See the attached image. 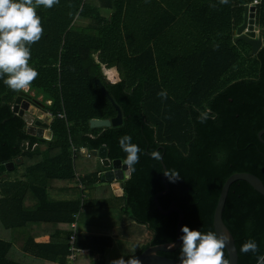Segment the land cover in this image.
<instances>
[{
    "label": "trees",
    "instance_id": "obj_1",
    "mask_svg": "<svg viewBox=\"0 0 264 264\" xmlns=\"http://www.w3.org/2000/svg\"><path fill=\"white\" fill-rule=\"evenodd\" d=\"M254 1L255 24L263 28L264 0L148 3L144 11L137 10L135 15L156 20L158 29L142 45L130 41L126 46L119 28L125 3L127 11L128 3L124 0H111L110 21L99 18L97 7L92 8L85 0H58L52 8H36L43 34L30 46L28 63L38 72L30 86L45 92L52 101L48 108L53 117L52 136L47 141L26 133L25 121L11 108L16 90L0 82V164L20 159L12 171L20 165L25 167L24 180L9 181L0 174V187L6 188L0 191V264H44L41 260L67 264L69 225L73 215L80 212L85 200L83 192L90 188L92 193L95 189L100 191L95 185L103 182L97 171L77 169L76 159L81 155L70 151L72 147L78 148L73 145L75 139L81 143L79 148L105 147L111 161L124 160L126 154L117 143L124 134L130 135L131 142L142 149L135 171L130 172L123 185L125 203L120 210L125 223L143 225L152 235L133 256L149 246L175 240L178 215L160 214L153 202L154 196L163 190V168L160 160L148 155L150 151L158 149L166 169H175L180 177L174 181L166 178L169 193L158 198L160 206L167 210L174 203L184 214L183 225L202 232L213 231L214 209L229 176L249 173L264 185V145L257 137L264 129V45L252 54L258 66L255 78L222 81L238 63V44L244 42L249 46L243 40L235 42L234 34L242 24L244 6ZM179 15L187 23L185 31L179 39L170 38L167 44L175 42L180 46L165 47L160 37L165 29H171ZM77 19H91L94 24L83 31L73 25ZM125 33L128 41L131 36L127 30ZM175 47L179 54L171 55ZM106 68L116 71V79H105ZM95 79L100 80L119 106L121 126L89 127L92 119L116 115ZM161 90L167 92L166 98L158 95ZM205 110H209V118L200 123L197 115ZM58 114L64 118H58ZM34 144L37 146L31 149ZM40 144L46 145L45 150L39 148ZM70 183L76 187L63 191L78 197L77 200H50L47 187L61 191L58 186ZM104 188L112 196L109 186ZM106 199L98 201L100 206L107 204ZM222 219L234 239L237 264H255V255L240 253L239 248L252 238L258 251L264 253V197L245 181L234 182ZM60 224L67 225L63 240L52 236L48 242L42 240V236H47L42 233L47 226ZM102 240L77 236L76 245L88 249L91 242L103 246L96 248L102 253L106 247L99 245ZM178 253L179 248L159 254L178 260ZM224 258L228 260L225 249ZM87 259L90 251L88 258H78L76 263L87 264ZM97 264L104 262L100 258Z\"/></svg>",
    "mask_w": 264,
    "mask_h": 264
},
{
    "label": "clouds",
    "instance_id": "obj_2",
    "mask_svg": "<svg viewBox=\"0 0 264 264\" xmlns=\"http://www.w3.org/2000/svg\"><path fill=\"white\" fill-rule=\"evenodd\" d=\"M56 3L58 0H0V82L9 89L26 92L31 82L38 76L37 70L28 63L31 44L38 41L43 34L36 8L40 6L52 8ZM220 3L226 4L228 0H220ZM158 95L166 98L167 92L161 90ZM208 118L209 110L201 111L197 115L200 123H204ZM131 140L132 137L128 134L120 136L117 140L120 149L126 154L123 163L129 172L135 171L134 166L139 161V154L142 153V149ZM148 155L154 160L162 158L158 149L150 151ZM163 174L169 181L180 178L175 169H165ZM180 233L177 257L179 264H229L224 258L226 236L213 231L202 232L187 225H181ZM239 252H251L255 255V264H264V253L258 251L257 242L252 238L240 245ZM113 264L136 262L134 257L127 261L120 258L113 261Z\"/></svg>",
    "mask_w": 264,
    "mask_h": 264
},
{
    "label": "water",
    "instance_id": "obj_3",
    "mask_svg": "<svg viewBox=\"0 0 264 264\" xmlns=\"http://www.w3.org/2000/svg\"><path fill=\"white\" fill-rule=\"evenodd\" d=\"M257 32H258V28L255 25V6L253 5L244 6L242 24L238 26L235 30V35H236L235 42H237L238 40H243L246 43H250L252 54L255 55L257 54L259 49L263 46L262 37L258 38L256 36ZM95 84L100 89L102 96L109 100L112 107L116 111V115L113 118H109V119H102V120L92 119L89 121V127L91 129H96V128L106 129V128H116L121 126L123 123V118L119 106L110 97L105 86L100 82L99 79H95ZM23 103L35 105V107L45 112V105L42 102H40L35 98H32L30 94L24 92L23 90H18L17 95L13 100L11 108H12V112L15 115L19 116L20 118H23L25 116V111L21 107ZM35 124L39 125L41 128H45L50 131V124L48 122H39L35 120ZM263 134H264V129L258 132L257 137L259 141L264 145V140L262 139ZM50 135L51 134H49V137ZM79 153L83 158L90 157L101 160V165L103 166V168L106 169V171L101 176V181L110 184V187L113 190V194L115 197H122L123 181L124 180L127 181L130 177V172L127 170V167L124 165V163L120 159H116L110 162L107 157V149L105 147H101L98 150L81 147ZM20 161H21L20 159H16L14 162L0 164V173L11 171L14 168V164L19 163ZM160 163L164 171L166 167L162 162V158L160 159ZM236 181H245L253 188V190H255L257 193H259L261 196L264 197L263 183L261 182L260 179H258L256 176L252 174L235 173L229 176L226 179V181L223 183L214 209L212 226H213V231L215 233L227 237L225 251L227 253L229 264H237L238 254L232 234L230 233V231L223 222L222 213L229 188ZM162 184H163V190L154 196L153 202L160 214L168 215L171 213H176L178 215V220L176 223V230H175V240L172 243L147 247L145 250L133 256L136 264H179L178 260L170 259L161 256L159 254L160 252L171 253L179 248L180 246L179 236L181 234L180 227L181 225H183V221H184V214L182 210L178 208L174 203H172L167 210H163V208L160 206L158 202V198L165 196L169 193V185L166 182V177L164 176V174L162 175Z\"/></svg>",
    "mask_w": 264,
    "mask_h": 264
},
{
    "label": "crops",
    "instance_id": "obj_4",
    "mask_svg": "<svg viewBox=\"0 0 264 264\" xmlns=\"http://www.w3.org/2000/svg\"><path fill=\"white\" fill-rule=\"evenodd\" d=\"M87 1L86 3H88L92 8L97 7V14L99 16V18H102L104 20H111V16L113 13V10L110 6L111 4V0H97V5H94L91 0H85ZM124 2H127V11L125 10L126 7V3L124 4V11L122 12L121 16H120V35L123 39V44L126 46V42H133L137 45H142L143 42L147 39V37L149 36V34L151 35L153 31H155L158 28H155L157 25V21L152 19V18H145L142 19V17L139 15H135L137 10H143L144 8L148 5V3L152 4L153 2H157L159 3V0H124ZM163 7H166V4L163 3L162 4ZM140 12V11H139ZM148 12H150V10H148ZM244 12V11H243ZM142 14V13H140ZM138 17V18H137ZM180 15L178 16V19L175 21V23L172 25L171 29H169V27L167 29H165L163 37H160L161 40V44L164 45L165 47H171V46H177L179 47L180 45H176L175 42H171L170 44H167V41H170V38H174L175 36L178 37L180 34L182 33V31H185V28L187 26V23L184 22L183 20L179 19ZM142 19V21H141ZM179 20V21H178ZM167 21V20H166ZM158 23H161V21H159ZM143 25V26H142ZM127 30V34L130 37V39L128 41H126V33L125 31ZM136 37V38H135ZM154 38V37H152ZM158 37H156L157 39ZM137 39V40H136ZM151 48L154 47V45L150 44ZM129 48L126 47V53L129 54L128 56L131 55V51L128 50ZM177 48L175 47L171 53V55H177L179 54L177 52ZM171 51V50H168ZM169 57H166V60H168ZM165 60V61H166ZM233 68V67H232ZM115 73L116 71H114L113 69H104V73L103 75L105 76V79L109 80L112 78V75L109 73ZM231 74V71H229L226 75H224L222 81H226L227 79H232V77L228 78V76ZM242 78V77H241ZM240 79V78H238ZM107 80V81H108ZM236 80V79H235ZM234 80V81H235ZM19 167H17L16 171H8V172H4L1 173V178H8L9 181H14L15 179L17 181L21 180V176L19 174ZM9 173V174H7ZM107 184V183H106ZM76 187L75 183H70L68 184L66 187H62V186H58L59 190H54L53 189H49L47 187V194L50 198V200L54 201V202H68V201H74L77 200L78 197L73 196V195H69L67 194L66 191H63L65 188H73ZM3 189H6L4 187H0V191H2ZM100 190H104V187H101ZM106 195H108V199H106L107 204L100 206L99 202H96L94 204L95 207H104V206H109L111 205L110 201L111 198L109 197V194L107 191ZM104 193V192H103ZM101 202V201H100ZM109 204V205H108ZM112 206V205H111ZM59 209V208H58ZM104 216H102L100 218L99 221L96 220L95 223H93V220H90L88 223H86V228L82 227L80 228L78 225V236L79 237H84V239L86 238V240L91 239V238H99V239H104L102 241L99 242V245H103L106 244L102 250V253H98V250L96 248H102V247H97L95 246V244L93 243H89V247L88 250L90 251V259L84 260V263L87 264H96V262L98 260H100V258L103 260L104 264H113V261L122 258L125 255L128 256H132L134 255L138 249L140 247H142L143 245L147 244L149 242V240L151 239V233H149L147 230V232H145L146 227L143 225H139L138 229H136V227H132L134 224L133 222L129 223H123L122 225H118L117 223H115L116 227H112L109 224H106V220L103 219ZM109 217V216H107ZM93 219V218H91ZM138 225V224H137ZM67 229V225L65 224H60V225H54V226H47L44 229V233H47V236H42V240L45 242L50 241V236L54 237L55 240H63L64 239V233ZM62 230V231H60ZM55 231H57V233H55ZM38 233V231H33ZM59 232V233H58ZM61 232V233H60ZM64 232V233H63ZM37 235V234H36ZM46 235V234H45ZM148 237V238H146ZM146 238V239H145ZM107 242V243H106ZM131 242V243H130ZM60 244H63V241L60 242ZM127 244H132V246L130 248H126L124 249V245ZM123 245V248L120 249V246ZM130 251V252H129ZM44 264H58V262L55 260L54 262L52 261H47V260H41ZM60 264V263H59Z\"/></svg>",
    "mask_w": 264,
    "mask_h": 264
},
{
    "label": "rangeland",
    "instance_id": "obj_5",
    "mask_svg": "<svg viewBox=\"0 0 264 264\" xmlns=\"http://www.w3.org/2000/svg\"><path fill=\"white\" fill-rule=\"evenodd\" d=\"M91 2L94 5H97V3H98L97 0H91ZM93 24H94V21L91 19H77L73 25L75 27H78L80 30L84 31L85 29L91 28L93 26ZM255 25L258 28V32H257L256 36L258 38L262 37V43L264 45V27L260 28L257 24H255ZM234 36H235V34H234ZM237 53H238V63L233 66V69H232L231 74L229 76L230 77L233 76L232 77L233 80L241 78V77L244 79L255 78L257 75L258 66H257V63L255 62L253 55H252L251 48H249V46H247L244 42H240L237 46ZM109 74L112 75L111 79H114V78L116 79L115 73L111 72ZM225 83L226 82H224L223 84H225ZM17 91L18 90H16V94L14 95V98L17 95ZM26 93L30 94L32 98L39 100L43 104H45L46 102L49 101V103H51V105H52V101L50 100L48 95L45 92L41 91L40 89H33L30 86L28 91H26ZM45 106H46L45 107L46 111L43 112L41 109L35 107V105L23 103L21 105V107L25 111V116L22 119H24V121L26 123V128H25L26 133H28L32 136H35L39 139L49 141V140H51L52 135H50V137H49V134H51V132L48 129L37 127L36 125H33L30 123L32 121L37 120L39 122H48L49 124H51L53 117L50 114V112L48 111L49 107H47L46 104H45ZM43 115H46L48 118H42ZM43 117H45V116H43ZM96 129H99V128H96ZM73 145L79 147L81 145V143L78 139H75V142ZM39 148L41 150H45L46 145L40 144ZM76 165H77V169L78 168H84V169L91 171V172L97 171L100 176H101V173H104L106 171L105 168H103V166L101 165L100 160L95 159V158H81V157L77 158L76 159ZM19 168L20 169L18 172L22 178V173L24 172L25 167L20 165ZM22 180H24V178H22ZM107 186H109V185L104 183V182L98 183L95 185V187L99 190L101 189V187H107ZM109 188H110V186H109ZM105 191H107L106 188H105ZM110 191L112 192V196H109L111 198L110 203L112 206L108 204L109 206L95 207L94 204L96 202H98L99 200H103V198L108 197V195H106V192L103 193L102 190L98 191L95 189V191H93L94 193H92L91 188L84 190L83 194H84L85 200H83L84 202H82L80 212H79V216H78L77 233H78V225L80 228H82V227L86 228V223H88L90 220H93V223H95L96 220L99 221L102 216H104L103 219L106 220L105 223L109 224L112 227H116V225H115L116 222H118L117 226L125 223L124 216L121 214V210H120L121 207L125 203V198L123 196L122 197H115L113 194V190L111 188H110ZM99 204H101V203H99ZM107 216H109V217H107ZM91 218H93V219H91ZM127 223L131 224L130 222H127ZM134 226L136 227V229H138L139 225L134 224L132 227H134ZM146 230L149 233H151L147 228L145 229V232H147ZM146 238H148V237H146ZM131 246H132V244L124 245V249L130 248ZM122 248H123V245L120 246V249H122ZM132 256L125 255L122 258L124 260H126ZM98 261L96 262V264L98 263Z\"/></svg>",
    "mask_w": 264,
    "mask_h": 264
},
{
    "label": "built area",
    "instance_id": "obj_6",
    "mask_svg": "<svg viewBox=\"0 0 264 264\" xmlns=\"http://www.w3.org/2000/svg\"><path fill=\"white\" fill-rule=\"evenodd\" d=\"M255 4H257V1H254L251 5L254 6ZM47 106L49 107L50 103ZM57 117L58 118H64V115L63 114H58ZM24 146H25L26 149L28 148V144L27 143H25ZM35 147H36V144L32 145L31 149H34ZM79 150H80L79 147L78 148L72 147L70 149L72 154H74L76 152H79ZM100 163H101V160H100ZM101 175H102V173H101ZM125 181L126 180L123 181V185H124ZM80 188H81V190L84 189L82 186H80ZM78 216H79V214L73 215V222H71L70 225H69L71 234H70L69 239H68V253H67V256H66V263L67 264H77L76 262H77L78 258L84 259V258H88V256H89L88 249L79 248L76 245V239H77V236H78V233H77Z\"/></svg>",
    "mask_w": 264,
    "mask_h": 264
},
{
    "label": "flooded vegetation",
    "instance_id": "obj_7",
    "mask_svg": "<svg viewBox=\"0 0 264 264\" xmlns=\"http://www.w3.org/2000/svg\"><path fill=\"white\" fill-rule=\"evenodd\" d=\"M248 45H249V47L251 48V44L250 43H247ZM46 111V110H45ZM31 124H33V125H36L37 127H40L39 125H37V124H35V121H32V122H30ZM26 124V123H25ZM37 146V145H36Z\"/></svg>",
    "mask_w": 264,
    "mask_h": 264
},
{
    "label": "bare ground",
    "instance_id": "obj_8",
    "mask_svg": "<svg viewBox=\"0 0 264 264\" xmlns=\"http://www.w3.org/2000/svg\"><path fill=\"white\" fill-rule=\"evenodd\" d=\"M39 114H40V113H39ZM40 115H41V114H40ZM43 116H45V117H43ZM43 116H42V118H48L46 115H43Z\"/></svg>",
    "mask_w": 264,
    "mask_h": 264
}]
</instances>
